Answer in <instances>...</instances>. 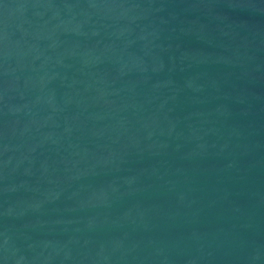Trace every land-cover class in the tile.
Returning a JSON list of instances; mask_svg holds the SVG:
<instances>
[{"label": "water", "instance_id": "obj_1", "mask_svg": "<svg viewBox=\"0 0 264 264\" xmlns=\"http://www.w3.org/2000/svg\"><path fill=\"white\" fill-rule=\"evenodd\" d=\"M0 264H264V0H0Z\"/></svg>", "mask_w": 264, "mask_h": 264}]
</instances>
